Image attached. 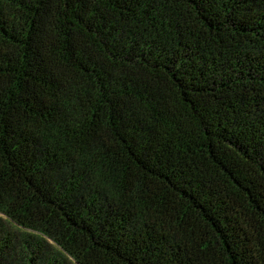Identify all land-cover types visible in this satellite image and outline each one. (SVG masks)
<instances>
[{
  "label": "trees",
  "instance_id": "16d2710c",
  "mask_svg": "<svg viewBox=\"0 0 264 264\" xmlns=\"http://www.w3.org/2000/svg\"><path fill=\"white\" fill-rule=\"evenodd\" d=\"M0 264H264V0H0Z\"/></svg>",
  "mask_w": 264,
  "mask_h": 264
}]
</instances>
